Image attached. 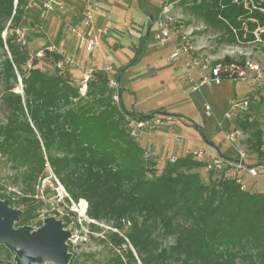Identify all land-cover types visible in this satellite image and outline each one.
Here are the masks:
<instances>
[{"label": "trees", "instance_id": "trees-1", "mask_svg": "<svg viewBox=\"0 0 264 264\" xmlns=\"http://www.w3.org/2000/svg\"><path fill=\"white\" fill-rule=\"evenodd\" d=\"M24 2L17 0L15 9V0H0V17L17 21L24 15L25 22L28 10H18ZM35 2L42 7L40 0ZM189 8L212 28L225 32L230 42H235L237 35L255 40L254 30L264 27V14L249 11L234 0H194ZM3 29L0 26V46L4 45ZM261 35L264 38V31ZM16 39V32L7 37L12 58L5 61L4 74L7 82L17 78L15 71L23 75L25 97L7 87L2 97L8 110L7 122L0 123V153L16 165L26 166L21 179L29 195L18 199L0 195L11 205L25 206L24 219L16 226L36 216L41 201L35 199L34 184L49 165L74 201L81 197L88 200L90 216L109 217L118 229L124 228V221L130 223L125 237L113 232L112 241L130 244L144 264H236L239 252H246L251 262L255 256L264 258V192L243 190L235 180L219 178L210 169L209 179L205 180L197 171L206 166L204 161L191 154L179 156L174 163L169 159L159 170L154 159H144L146 150L124 124L128 116L142 120L146 119L142 115L164 110L144 113L128 109L122 85L118 105L110 102L113 95H109L95 101L106 104L98 111L82 103L73 106L75 101L85 99L74 81L58 69L56 75H51L38 65H54L62 55L45 49V57L37 53L32 56L25 45L13 42ZM148 45L149 35L144 34L128 65L118 68L117 82L119 72L123 70V74L127 66L137 63ZM94 75L87 96L111 93L109 76L101 72ZM63 106L66 108L61 112ZM241 125L251 131L250 136L256 138L253 146L263 155L264 132L258 121ZM246 160L256 165L255 159L247 156ZM160 236L173 237L174 241L170 247L160 248Z\"/></svg>", "mask_w": 264, "mask_h": 264}, {"label": "rangeland", "instance_id": "rangeland-1", "mask_svg": "<svg viewBox=\"0 0 264 264\" xmlns=\"http://www.w3.org/2000/svg\"><path fill=\"white\" fill-rule=\"evenodd\" d=\"M22 7H18L19 11L27 10L30 2L35 3L34 0H24ZM188 2V0H187ZM112 3L116 5V9L112 14L111 31L106 32L103 35L108 43H113L114 54L120 58L121 54L128 53L130 57H134V53L131 50V46L134 42H138L140 35H146L149 28L150 15L157 13L158 8L161 6V0H113ZM180 3L177 7V12L183 13L185 17L184 30H192V42L195 47L194 54L201 58H207L209 61H224L226 57H229L232 62H236L243 67L248 66L247 63L251 62L253 65L259 66L264 72V38L261 32L264 31V27L259 26L254 30L255 40H243L237 34L236 41L230 42L227 40V34L222 30H217L208 25L204 20L197 15L190 12L189 6L191 2ZM37 5V3H36ZM15 9H17V0H15ZM258 11V10H254ZM264 14V12L259 11ZM21 14V13H20ZM23 15V14H22ZM4 26L1 33L4 45L0 46V123L7 122L8 110L2 100L4 91L8 86L12 87L13 91L20 93L24 96V83L23 75L19 71H15L17 78H11L9 82L6 80L4 74L5 61L8 58H12L11 49L7 44L8 35H12L17 29L24 25V15L17 21L7 19L6 17H0V26ZM25 28L24 37H20L13 41L20 46L25 45L30 51L33 46H28V28ZM149 34L148 52L137 63L132 66H127L125 73L121 76V85L123 82L127 84V81L133 77H137L140 73L147 70L150 65H154L152 61L153 54L161 47L168 50V61L173 64L176 72V77L172 79L168 78V81L162 87L156 88L151 86L150 89L139 90V92L131 96L135 102V108L139 110H149L151 108L164 107L163 110L173 114H180L179 116H172L177 124H182L181 130H179L178 137L181 138L182 144H187L194 149H206V152H225L227 154L238 156V150L235 145L230 143L226 139V133L235 129L242 132L240 138V146L243 148L250 159H255L258 164L259 175L256 178L250 177L245 174L244 183L252 187L256 191L264 192V165L259 164V161L264 162V154L261 155L257 151L253 144L256 141L255 137L250 136V132L244 130L243 123H249L252 121H258L259 128L264 132V74L257 78L256 75H252V80H240L231 77L222 78L219 83L211 82L204 84L200 90H194L189 84L185 73L183 64L190 56L172 59L170 56V48L168 45H159L153 37L154 25L151 26ZM236 32V31H235ZM17 33V32H16ZM246 35L244 34V37ZM53 47V46H51ZM50 49V48H49ZM48 49V50H49ZM54 48H51L53 50ZM118 50V51H117ZM50 51V50H49ZM55 51V50H54ZM32 56L35 53H31ZM109 54V53H108ZM39 57H45V52L37 53ZM117 57V56H115ZM49 59V58H47ZM118 59V58H116ZM111 60H115V58ZM31 61V60H30ZM30 61H28V66ZM51 62V61H50ZM118 62V61H117ZM123 64L128 65V59H122ZM38 65L50 72L45 64L40 62ZM51 70L55 72L59 68L56 64L50 63ZM156 65V64H155ZM165 67V66H163ZM52 70V71H53ZM60 71V70H59ZM117 69L110 75L109 89L105 94L89 95L90 83L96 79L95 72H87L82 80L76 81V85L79 87L81 94L84 96L83 101H75L72 105L76 106L80 103L86 104L94 111L104 109L106 104L104 102L96 103L95 101L105 100L109 95H113L111 103L118 105L120 103L119 98V84L116 80ZM70 79L73 78V74L69 70H65ZM85 76H89L86 80ZM138 79V78H137ZM140 83L136 81L132 84V88L137 90L136 85ZM151 90V91H150ZM124 93V92H123ZM123 95V94H122ZM129 97V94H125ZM118 96V98H116ZM124 96V95H123ZM25 97V96H24ZM109 100V99H108ZM248 100L249 105L247 108L236 112L233 118H228L226 113L231 111L235 103ZM125 104V103H124ZM210 105L213 116L209 117L206 114L205 107ZM66 107L63 106L60 111L63 112ZM241 120V122H240ZM221 123V125H220ZM126 123L124 127L126 128ZM199 126L202 128L200 129ZM257 128H255L256 130ZM148 130H146L147 132ZM142 132V131H141ZM139 132L136 136L137 141L148 151L154 149L158 154H161L160 143L161 139H158V143L155 148H151L152 139ZM132 136V135H131ZM135 137V136H132ZM176 138V137H174ZM167 146L177 147L176 141L172 138H168ZM217 145H213V142ZM146 151V152H148ZM262 151H264V144L262 145ZM144 153V159L149 160ZM185 153L179 152V154ZM55 154L63 155L62 151H55ZM164 158V157H163ZM164 160L160 162L159 170L164 168ZM153 161V160H150ZM73 167V166H71ZM26 166H19L16 163L8 160L7 156L0 153V195L5 194L18 199L19 196H23L26 193H30L28 186L22 181L21 175L25 172ZM197 171L202 178L208 180V168L206 166L199 167ZM152 176V174H150ZM18 177V180H16ZM216 177V176H215ZM36 193L35 199L41 201L39 208L36 210V216L28 221L23 220L22 225H31L35 228L39 227V224L47 217L54 216L60 219L65 224V228L69 229L72 233L71 238L68 240L69 251L72 253V258L69 264H144L138 257L136 250L130 245H118L115 244L112 238V233L117 232L121 236L125 237L124 233L128 231L130 223H126L124 228L118 229L114 225V221L109 217L93 218L88 213L89 202L86 198L81 197L78 201H74L69 195L65 185L61 182L59 177L54 173L51 166H47L42 178H39L34 184ZM48 192H46L47 190ZM29 195V194H28ZM1 198V197H0ZM15 208L25 210L24 205H11ZM21 219H24V215H21ZM160 248L170 247L173 243V237L160 236ZM9 250V249H8ZM132 251V254L129 251ZM239 256L236 259V264H264V258L255 256L254 262H251V258L246 257V252H239ZM0 260L4 262H14V254L5 249L3 245H0Z\"/></svg>", "mask_w": 264, "mask_h": 264}, {"label": "crops", "instance_id": "crops-1", "mask_svg": "<svg viewBox=\"0 0 264 264\" xmlns=\"http://www.w3.org/2000/svg\"><path fill=\"white\" fill-rule=\"evenodd\" d=\"M63 1L65 3L64 7H57L52 11H46L40 5H36V2L32 4V1L30 2L29 6H27L28 16L26 21L24 22V25L28 28V46H31L30 43L33 44L30 51L31 53H38L41 51L44 52L45 49L48 50L51 46H53L56 50V53L60 50H65L73 55L74 63L72 65H69L68 68L70 74H73L74 79L72 80L74 81V83H76V81L78 82L82 80V77L88 71L105 73L110 77L111 73L115 72L116 69L118 70V68L122 65H125L123 64V62H121V58L124 60L128 59V61L132 59V57H130L128 53H124V55L121 54L119 58L118 55L114 54L116 52L113 51L114 44L112 42L108 43L105 39H103V35L106 32L111 31L110 19L113 18L112 14L116 9V5L112 3L113 0H93V6L95 8V24L93 28L100 29L101 35L99 37L98 44L92 51H89L86 48L92 29H88L84 23L85 12L81 3L82 1ZM141 36L142 35H140V37ZM140 37L138 39V42H134V45L130 47L134 55L136 53ZM147 52L148 48L145 54ZM152 56V61H154L156 65H150L147 70L140 73L137 77H133L128 80L127 84L123 82L125 91L123 93L124 96L122 95V98L126 107L130 110L144 113L156 110L155 108H151L149 110H139L138 108H135V102L132 100L131 96L137 94L139 90L150 89L151 86H154L156 88L162 87L167 83L166 81H168V78L172 79L173 77H176V72L173 64L169 63L168 61V50L159 47L158 51L156 50L155 54H153ZM112 57L113 59L115 58L114 61L111 60ZM136 81L140 82L136 85L137 90L132 88V84H134ZM127 93L129 94V97L125 95ZM163 108L164 107H160L157 109L163 110ZM181 126L183 125L181 123L177 124V122H175L174 118L172 117V119L165 125L160 127V129L141 132L148 138L152 139L151 148H155L158 143V139L162 138L160 140L161 148H159L161 150V154H158V156L154 159L157 168H159L160 162L164 158L165 160L163 165L165 166L172 155L182 156L184 154H187L188 151L192 150L191 147L187 144H179L181 142V138L178 137V135L179 130H181L182 128ZM169 137L174 139L175 141L176 139L180 140L178 142L176 141V144L178 143L177 147L174 148L171 145L167 146ZM211 143L217 146L214 143V140ZM140 145L142 146V144ZM144 150L148 151L145 148ZM183 151H185V153L179 154V152ZM222 154L230 157H237L225 152H222ZM259 162L264 163L262 161ZM256 166H258V164H256Z\"/></svg>", "mask_w": 264, "mask_h": 264}, {"label": "built area", "instance_id": "built-area-1", "mask_svg": "<svg viewBox=\"0 0 264 264\" xmlns=\"http://www.w3.org/2000/svg\"><path fill=\"white\" fill-rule=\"evenodd\" d=\"M35 1V0H34ZM42 7L46 11H52L57 7H64L65 3L63 0H40ZM83 9L85 12V25L91 30L89 40L87 42V50L92 51L99 42L101 35L100 29L94 27V6L93 0H81ZM200 1V0H199ZM236 3L243 5L249 11L258 10L264 12V0H234ZM194 2V0H161V6L158 8L154 19L153 37L154 40L159 44L170 47V56L172 59H179L190 56L183 64L185 76L191 84L194 90H200L201 87L206 83H219L222 78L231 77L240 80H252V75H256L260 78L264 72L257 65H253L248 62L246 67L232 61H221L216 60L215 62L209 61L207 58H201L194 54L195 47L192 42V30H184L185 17L183 13L177 12V7L180 3ZM20 37H24L25 28L21 27L16 30ZM55 52V48L51 50ZM55 50V51H54ZM39 53V52H38ZM56 53V52H55ZM57 53L62 55V59L56 63L60 72L69 70L68 66L74 63V57L65 50H60ZM31 66V61L29 63ZM86 80L89 76H85ZM118 98V96H116ZM249 105L248 100H243L235 103L231 111L226 113L228 118H233L234 114L240 110L245 109ZM205 111L207 116L212 117L213 112L210 105H206ZM172 119L171 116L155 115L147 119H137L132 116L126 118V130L132 136H137L141 131H154L160 129L168 121ZM221 125V123H220ZM242 132L240 130H233L226 133V139L235 145L238 150V159H246L248 154L240 146V138ZM180 141L179 139H177ZM206 149H195L188 151L187 154H191L193 158L204 161L206 167L210 170L215 171L218 177H224L226 179H233L241 185L243 190L253 189L249 185L244 183L245 174H248L252 178H256L259 175V169L256 165H251L248 162L243 164L241 162L231 161L222 157L219 154L206 152ZM147 158L155 159L158 153L153 151L146 152ZM179 155H172L170 161L176 162ZM255 190V189H254Z\"/></svg>", "mask_w": 264, "mask_h": 264}, {"label": "water", "instance_id": "water-1", "mask_svg": "<svg viewBox=\"0 0 264 264\" xmlns=\"http://www.w3.org/2000/svg\"><path fill=\"white\" fill-rule=\"evenodd\" d=\"M149 17L151 25L147 31L148 35L155 19L152 14ZM47 68L50 69L51 75H56V72L51 70V66ZM122 71L118 74L119 85H121ZM121 91L122 88H119L120 93ZM172 114L157 110L141 117L146 119L155 115L172 117ZM2 140L0 136V145ZM220 155L231 161L247 163L246 159H238L222 153ZM22 213L23 210L11 206L9 199L0 198V245H4L14 254V262L0 260V264H69L72 253L69 251L68 240L72 233L65 228L63 221L51 216L45 218L42 225L37 228L31 225L16 226L21 220Z\"/></svg>", "mask_w": 264, "mask_h": 264}]
</instances>
